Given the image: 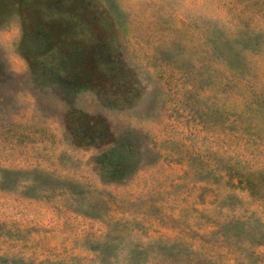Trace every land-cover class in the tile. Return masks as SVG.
I'll return each instance as SVG.
<instances>
[{
	"label": "rangeland",
	"instance_id": "obj_1",
	"mask_svg": "<svg viewBox=\"0 0 264 264\" xmlns=\"http://www.w3.org/2000/svg\"><path fill=\"white\" fill-rule=\"evenodd\" d=\"M0 264H264V0H0Z\"/></svg>",
	"mask_w": 264,
	"mask_h": 264
}]
</instances>
